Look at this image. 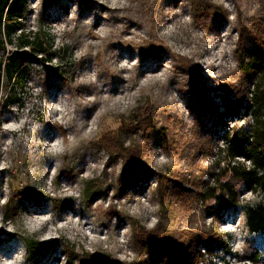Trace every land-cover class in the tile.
I'll list each match as a JSON object with an SVG mask.
<instances>
[{
	"label": "rangeland",
	"instance_id": "1",
	"mask_svg": "<svg viewBox=\"0 0 264 264\" xmlns=\"http://www.w3.org/2000/svg\"><path fill=\"white\" fill-rule=\"evenodd\" d=\"M25 17L50 62L0 92V264H250L252 240L264 260L240 207L198 201L249 121L238 37H264V0H25Z\"/></svg>",
	"mask_w": 264,
	"mask_h": 264
},
{
	"label": "trees",
	"instance_id": "2",
	"mask_svg": "<svg viewBox=\"0 0 264 264\" xmlns=\"http://www.w3.org/2000/svg\"><path fill=\"white\" fill-rule=\"evenodd\" d=\"M208 11L212 17H228L222 7ZM238 39L239 46H243L237 59L238 70L247 77L250 87L249 100L244 105L249 121L238 129L232 127V134L218 148L212 163L214 180L203 183L198 201L212 219L221 220L240 207L247 234L255 238L264 234V37H255L247 46L242 44L241 35ZM47 55L48 46L40 34L26 27L25 0H0V92L4 87H21L29 65L50 62L45 59ZM226 116L231 119L236 114L229 112ZM102 145L113 153L120 150L113 135L103 137ZM246 193L252 194L255 201L240 206V198ZM253 242L252 250L243 258L250 264H261L264 260Z\"/></svg>",
	"mask_w": 264,
	"mask_h": 264
}]
</instances>
